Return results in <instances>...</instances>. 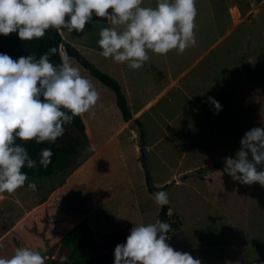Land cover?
<instances>
[{"label":"rangeland","instance_id":"rangeland-1","mask_svg":"<svg viewBox=\"0 0 264 264\" xmlns=\"http://www.w3.org/2000/svg\"><path fill=\"white\" fill-rule=\"evenodd\" d=\"M144 6H155V0H144ZM196 7V46L179 55L149 51L150 59L139 70L99 55V30L110 26L102 18L83 33L60 32L64 43L127 90L135 115L125 122L114 93L71 58L99 94L95 116L82 115L95 149H83L64 173L29 177L35 192L26 183L14 193H0V258L28 247L52 264L65 255L56 237L61 225L85 223L94 237L88 256L101 255L96 264H113L115 246L125 243L130 229L158 218L160 207L147 189L149 177L155 188L168 185L163 190L172 227L168 243L175 250L201 264H264V187H245L224 175L213 184L182 178L196 170L224 168L243 135L264 126V0H196ZM209 97L219 102V112ZM136 120L144 130V146ZM109 143L124 167L116 190L119 182L129 190L95 201L89 210V199L99 188L90 163Z\"/></svg>","mask_w":264,"mask_h":264},{"label":"clouds","instance_id":"clouds-1","mask_svg":"<svg viewBox=\"0 0 264 264\" xmlns=\"http://www.w3.org/2000/svg\"><path fill=\"white\" fill-rule=\"evenodd\" d=\"M197 15L196 0H155V6H144V0H0V35L15 33L21 41H32L49 29L79 34L94 18H102L110 26L99 30V55L139 70L150 59L149 51L165 56L175 50L179 55L195 47ZM55 51L17 60L0 53V193H14L26 183L35 192L37 185L24 169H46L51 163L50 147L41 148L37 160L26 142L54 144L75 117L95 116V86L67 53L54 64L50 56ZM208 102L216 112L221 110L214 98ZM94 149L89 145V151ZM224 164L223 171L234 181L264 187V126L247 131L235 156ZM153 200L158 207L169 203L165 191L153 193ZM170 231L171 225L160 219L135 224L125 243L115 246L113 264H201L170 246ZM0 264H47V257L18 247L10 258H0Z\"/></svg>","mask_w":264,"mask_h":264},{"label":"trees","instance_id":"trees-1","mask_svg":"<svg viewBox=\"0 0 264 264\" xmlns=\"http://www.w3.org/2000/svg\"><path fill=\"white\" fill-rule=\"evenodd\" d=\"M261 0H257L260 2ZM98 18H94L97 20ZM49 49H55V54L50 56L51 61L59 65L61 57L67 53V55L77 61V63L83 67L90 76L100 82L104 87L110 89L115 96L116 106L120 112L121 118L128 122L132 118L130 108L128 105V99L122 85L112 79L110 76L97 70L92 64L86 61L82 55L71 45L64 43L60 32L54 29H49L43 38L34 39L32 41H21L17 34L12 33L8 36L0 35V53L9 55L13 60H17L21 56L35 55L38 59L40 55L48 52ZM140 133L141 146L143 145L144 130L140 121L136 120ZM66 130L64 135L59 138L54 144L44 143L41 145L35 144L34 141L26 142L25 147L28 149L29 154L33 159L39 158L41 148L50 147L53 155L51 157V163L45 168L37 167L35 170L27 171L28 177L31 178H44L56 176L60 173H64L71 168L73 162L79 156V154L85 148H89L90 142L87 134V125L83 119V116L75 117L71 124L65 126ZM142 162L145 165L144 156ZM91 172L94 175L95 182L99 187L95 193L89 199L88 208L92 210L96 202H105L111 197L117 195L118 192H127L129 187L126 183L119 182V190H116L115 180L120 177L124 172L122 159L118 150H116L110 143L107 144L90 163ZM224 168L212 167L209 170H196L183 175V179L195 176L200 180L206 181L208 184H213L214 179L218 175H224L230 177ZM147 189L153 196V193L163 191L168 187L166 185L163 188H155L152 186L149 177H147ZM255 185V184H253ZM251 185V186H253ZM245 187H250L244 185ZM107 187H111V191L106 193ZM105 190V193H102ZM170 207L165 205L160 207L158 218L162 221L170 224L171 217L169 215ZM61 220H63L61 218ZM63 222V221H62ZM62 228L57 230L56 237L59 239L60 250L63 252L64 258L60 260H53L52 264H96L101 260V255L93 257L88 256V244L94 240L90 228L85 223H79L74 226L70 224H62ZM170 237V232L168 233ZM169 242V240L167 241Z\"/></svg>","mask_w":264,"mask_h":264},{"label":"crops","instance_id":"crops-1","mask_svg":"<svg viewBox=\"0 0 264 264\" xmlns=\"http://www.w3.org/2000/svg\"><path fill=\"white\" fill-rule=\"evenodd\" d=\"M92 64V63H91ZM94 66V65H93ZM95 68H96V66H94ZM123 79V78H122ZM123 84H124V80H123ZM124 87H125V84L123 85ZM125 93H126V96H127V99H128V102H129V96H128V93H127V90L125 91ZM130 103V102H129ZM146 107L148 106V105H145ZM143 107L142 109H145L146 107ZM131 112V114H132V116H134L135 114L132 112V111H130Z\"/></svg>","mask_w":264,"mask_h":264},{"label":"water","instance_id":"water-1","mask_svg":"<svg viewBox=\"0 0 264 264\" xmlns=\"http://www.w3.org/2000/svg\"><path fill=\"white\" fill-rule=\"evenodd\" d=\"M141 152H142V157H143V155H144V154H143V151L141 150Z\"/></svg>","mask_w":264,"mask_h":264}]
</instances>
